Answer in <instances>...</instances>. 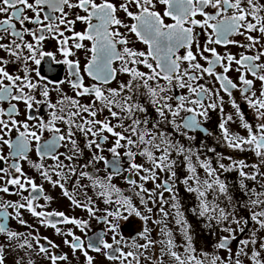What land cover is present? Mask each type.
<instances>
[{"label":"snow or ice","instance_id":"snow-or-ice-1","mask_svg":"<svg viewBox=\"0 0 264 264\" xmlns=\"http://www.w3.org/2000/svg\"><path fill=\"white\" fill-rule=\"evenodd\" d=\"M0 264H264V0H0Z\"/></svg>","mask_w":264,"mask_h":264},{"label":"flooded vegetation","instance_id":"flooded-vegetation-1","mask_svg":"<svg viewBox=\"0 0 264 264\" xmlns=\"http://www.w3.org/2000/svg\"><path fill=\"white\" fill-rule=\"evenodd\" d=\"M78 30H79V26H78ZM46 50H54V49L48 48ZM57 74L60 75V76L64 75L63 72H58ZM213 119L218 121L219 118H218V116H214ZM210 130L213 131L214 135H218L219 134V130L217 128H215V127H212ZM204 142L209 147H216L217 151L225 152V153H228V152L231 151V150L226 149L223 146L217 144L216 141L214 140V138H212V137L205 138ZM205 154L207 156L213 157V159H215L213 153H207L206 152ZM201 158H204V157L202 156ZM237 158L248 159L249 157L246 156V154H244V153H239V154H237ZM181 174L182 175L184 174L183 166H181ZM200 174H201V176L203 178V176H204L203 170H200ZM221 178L225 179L231 186H233V194L235 196L237 194L236 189H235V185L237 184L238 174L236 172L224 173V175ZM121 185H122V182H121ZM178 188L180 189V198H181L182 210L184 211L185 216L188 219V222L191 224L192 229H194V234H193V242H194V244L197 243L196 239H203V237L205 239L207 238L209 241L212 242L215 239V237L211 236L210 230L207 229L204 226L205 225L204 220L201 219V218H197V217L193 216V214L191 212V208L194 207L196 205V203H197L194 194L187 193L186 191H184V186L181 185V184H178ZM8 198L15 199V197H8ZM52 208H57L58 210L65 211L69 215H79V216H82L84 218H87L86 214L81 212L80 210H78V209L73 210L71 208V206H70V203L67 200H63L59 205L58 204H53ZM154 211H155V209H154ZM24 216H25V219L29 221V223L36 224V221L28 213H25ZM36 226L39 227L38 224ZM142 226H143V222L140 221L137 217L133 216V217L129 218L128 222L123 221V223L121 225V228H122V230H123V232H124V234L126 236H132L135 233H137L138 231H140ZM193 226L195 228H193ZM10 227H12L14 230L26 231V229H23L21 226H19L15 222H10ZM149 227H151V223H149ZM98 228H99V226L97 225V228L94 229V230H98ZM39 231H40V234L42 236L46 235L50 239H53L55 242L60 243L61 244V249L64 250V251H67L66 246L63 245V243H62V239L63 238L59 237V236H56L55 233H54V230H52L50 228L40 227ZM77 234H79L78 231H77ZM197 237H199V238H197ZM210 248H211V245H210Z\"/></svg>","mask_w":264,"mask_h":264},{"label":"rangeland","instance_id":"rangeland-1","mask_svg":"<svg viewBox=\"0 0 264 264\" xmlns=\"http://www.w3.org/2000/svg\"><path fill=\"white\" fill-rule=\"evenodd\" d=\"M126 222H128V221H126ZM122 223H123V221L121 222V225H122ZM151 227H152V225H151ZM170 227L172 228V230L174 232V236L176 237L177 242L178 243L181 242L182 241V237H181L180 232H179V227L177 225H175L174 223L170 224ZM193 228H195V227L193 226ZM191 232H192V235H193L194 234V229L191 228ZM153 234H154V236H158L157 232H154ZM197 238H199V237H197ZM196 241H197V243H195V245H196V247L198 249H202V250H209L210 249L211 241H209L207 238L205 239L203 237V239H196ZM221 254H223V253H221Z\"/></svg>","mask_w":264,"mask_h":264}]
</instances>
